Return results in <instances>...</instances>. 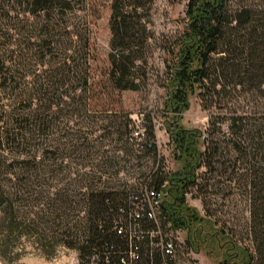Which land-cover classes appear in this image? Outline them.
Returning a JSON list of instances; mask_svg holds the SVG:
<instances>
[{
  "label": "trees",
  "instance_id": "16d2710c",
  "mask_svg": "<svg viewBox=\"0 0 264 264\" xmlns=\"http://www.w3.org/2000/svg\"><path fill=\"white\" fill-rule=\"evenodd\" d=\"M14 1L21 11L40 17L36 40L49 48L44 55H51L54 44L63 43L64 61H72L75 55L80 65L87 66L92 50L91 23L81 17L67 31L66 16L74 9L72 0ZM151 3L109 0L108 67L102 84L110 91L145 88L151 45L158 44L167 56L158 83L164 91L161 109L142 115L140 140L126 114L109 120V125L102 127L108 129L101 134L87 132L80 140L70 138L71 153L75 151L88 169H78L70 176L69 170L52 168L47 177L50 182L42 179L47 187H36L29 180L31 172L43 170L38 169L42 160L36 155L38 147H34L39 143L33 142L48 127L43 114L76 98H97V84L90 73H54L34 92L30 87H15L0 55V259L5 263L17 257L15 248L21 240L30 239L45 256L63 246L74 249L79 260L86 257L92 264H172L160 241L172 240L174 231L186 232L181 243L191 250L202 243L213 244L217 236L212 222L185 204L184 194L191 187L201 189L203 178L198 169L217 172L225 157V161L232 159V176L235 161L241 159L244 164L242 180L252 204L249 231L254 245L249 250L235 244L232 235L222 231L225 243H229L225 251H233H226L220 264H264V112L210 114L204 130L185 129L178 123L190 95L196 94L207 109L226 88H262L264 92V0H188L180 31L160 39L150 29ZM58 30L67 34L62 42L56 39ZM155 119L168 134L173 157L180 166L173 171L158 166L138 186L114 189L108 184L109 170L126 156L143 153L154 161ZM117 171L112 170L113 174ZM144 191L162 195L155 218L149 216ZM178 249L182 252L181 246L175 248L179 254Z\"/></svg>",
  "mask_w": 264,
  "mask_h": 264
},
{
  "label": "rangeland",
  "instance_id": "374dc122",
  "mask_svg": "<svg viewBox=\"0 0 264 264\" xmlns=\"http://www.w3.org/2000/svg\"><path fill=\"white\" fill-rule=\"evenodd\" d=\"M187 1L152 0L150 29L156 39H160L161 36H174L180 31L184 22ZM15 2L14 0H0V55L4 57L8 73H12L13 85L20 88L30 87L34 92V89L38 90L39 87H44L45 79L54 73H90L93 82L97 84V98L95 95H88L87 97L90 98L86 101L76 98L60 103L58 106H52L44 112V120L48 121V127L42 136L33 141L39 143V146L34 144V147H38L36 155L42 160L38 169L43 170L42 172H31L29 177L32 185L43 188L47 186L42 184V179L50 182L47 177L52 168L60 166L65 171L69 170L70 176L78 169H88V166H83L82 162L84 161L76 157L75 151L71 153L68 146L70 138L78 139L87 132L92 136L101 134L105 131L104 129H108V126L104 129L102 127L109 125V120L124 114L137 128L136 133H139L137 138L142 137V115L161 109L164 91L158 86V83L163 76V60L167 59V56L157 47L158 44H155L154 47L152 42V55L147 63L149 75L147 86L139 91H110L104 83L102 84L108 67L106 54L109 38L107 28L109 0H72L73 12L66 16L67 31L71 30V26L76 23L78 18L83 17L90 20L92 50L87 66L80 65V61L75 55H72V61L70 58L64 61L63 43H59L58 46L54 44L50 48L51 55H44L49 48L36 40L37 24L40 17L31 16L21 11V6ZM57 33L59 37L56 36V39L58 42H62V37L67 34L63 30H58ZM260 89L226 88L213 99V103L216 101V105L207 109L201 106L196 94L190 95L188 107L180 112L178 123L185 129L204 130L210 114L226 116L230 111L264 112V92L262 88ZM223 104L224 106H222ZM153 122L156 145L154 161L150 155L143 153L137 154V157L126 156L124 161L109 170L108 184L112 185L114 189L120 191L138 186L147 179L151 171L158 169V166H161L163 171H173L180 166V162L173 157L169 136L161 124L159 125V119H155ZM221 128L225 129L224 124L221 125ZM43 149L44 152H41ZM117 152L119 155L121 154V152ZM61 156H63L62 161H60ZM223 159L224 163L217 168V172L209 174L205 173L203 168L198 169L197 173L203 178L200 181L201 189L195 190L194 187H191L184 194L185 204L193 207L204 219L210 220L213 229L218 231L217 236L213 244L206 246L202 243L197 250L188 249V246L186 248V245L181 243L182 252L187 251L189 256L184 259L181 256L180 264H220L224 253L233 251V248L225 251V248L229 247V243H225L222 231L231 234L235 244L244 245L249 250H253L252 234L249 231V210L252 204L248 189L245 188L242 180L244 164L241 159L235 161L233 169L235 171L232 176L229 171L232 167V159L229 160L231 163L225 161V157ZM43 164L46 165L44 168L41 166ZM116 168L118 171L113 174L112 170ZM35 173L38 176H35ZM230 176L233 178L231 179ZM203 185L205 186L203 187ZM202 224V228L205 229V224L203 222ZM185 235L184 230L178 232L181 241L184 240ZM15 249L17 257L11 263H5L0 259V264H92L86 257L79 260L74 249L63 246L56 247L51 255L45 256L31 243L30 239L21 240Z\"/></svg>",
  "mask_w": 264,
  "mask_h": 264
},
{
  "label": "built area",
  "instance_id": "2783aa9c",
  "mask_svg": "<svg viewBox=\"0 0 264 264\" xmlns=\"http://www.w3.org/2000/svg\"><path fill=\"white\" fill-rule=\"evenodd\" d=\"M144 195L146 197V203H147V206H148V209H149V216L150 217H153L155 218V209L159 208V203L162 199V195L160 192H156L154 193L153 191H144ZM157 231H158V234L159 232L161 231L160 228L157 226ZM178 232L179 230H176L173 232L172 234V240H167L165 243H161L160 241V248L161 250L163 251L164 254H167L169 256L172 257L173 259V263L172 264H180L181 263V257H183V259L187 256H189V253H187V251L185 253L181 252L180 249L179 250V254L177 253V250H175V248L178 246V248L180 247L181 245V241L179 236H178ZM175 243H174V242ZM176 246V247H174Z\"/></svg>",
  "mask_w": 264,
  "mask_h": 264
}]
</instances>
